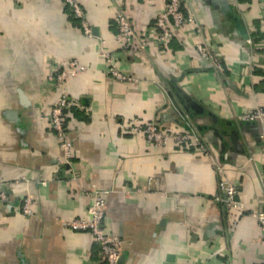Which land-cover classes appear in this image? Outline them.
I'll return each instance as SVG.
<instances>
[{"label":"crops","instance_id":"crops-1","mask_svg":"<svg viewBox=\"0 0 264 264\" xmlns=\"http://www.w3.org/2000/svg\"><path fill=\"white\" fill-rule=\"evenodd\" d=\"M75 1L91 36L64 0H0V188L8 198L0 264H102L90 232L64 224L89 219L95 190L106 192L105 232L123 240L118 264H264V236L250 216L264 211V121L240 119L264 110L260 0H184L221 71L200 60L192 25L157 45L154 23L168 0ZM119 11L145 52L114 42ZM102 46L127 80L109 75ZM72 60L85 69L64 81L79 101L64 120L66 163L49 122L60 89L48 78ZM153 121L190 127L213 158L172 141L156 147L121 127ZM222 177L236 186L237 207L214 201ZM25 197L33 216L18 211Z\"/></svg>","mask_w":264,"mask_h":264},{"label":"built area","instance_id":"built-area-1","mask_svg":"<svg viewBox=\"0 0 264 264\" xmlns=\"http://www.w3.org/2000/svg\"><path fill=\"white\" fill-rule=\"evenodd\" d=\"M65 4L69 6L73 17L80 21L82 30L85 35L91 36V29L85 19V14L82 8L75 0H64ZM184 0H168L163 11L156 17L154 23L155 33L157 35V45H165L173 39L176 30H180L187 25H192L194 31L200 36L195 44V48L199 54L200 60L206 64L207 67L214 70L221 71L222 66L220 60L214 49L209 46L204 38L203 25L198 22L194 12H186L183 9ZM260 12L263 16L264 26V0H260ZM115 24L117 33L114 36V42L121 48L126 50L135 49L139 52H145L147 42L142 36L136 33L133 29L129 17L122 11L115 15ZM104 44V41H102ZM100 57L105 60L108 66L109 75L115 80H127L128 78L120 72L116 60L111 56L110 52L102 46L100 50ZM85 67L78 61L72 60L66 63L63 67L56 69L48 79L54 82L56 87L60 89L59 95L53 100L49 111L50 127L54 131L57 145L64 153V161L68 163V158L71 156V140L68 137L64 120L67 113L72 108L79 107V101L73 96H70L64 90V81L69 75H75L79 71L84 70ZM240 119L250 122L256 121L263 123L264 110L260 107H255L251 111L241 115ZM123 130L143 134L148 141L156 147H163L168 142L172 141L176 145H184L186 148H197L204 155L213 158L212 155L202 144V140L189 128L181 132L164 130L157 122H150L146 125H122ZM262 136L264 138V126L262 127ZM214 168L216 171H222V165L214 161ZM218 194L214 197V201L218 203H225L230 207H237L235 200L237 188L226 177H222L218 183ZM139 188H135L133 192H139ZM91 197V205L89 212V219L78 218L67 221L64 224L74 230H87L90 232L92 238L100 247L102 264H118L121 257V247L123 240L116 233L107 234L104 230L103 221L105 216V191H92L87 194ZM7 195L0 188V202L7 201ZM32 201L29 197L22 199L18 211L24 216H33L31 208ZM260 227L264 236V211H254L250 213Z\"/></svg>","mask_w":264,"mask_h":264},{"label":"water","instance_id":"water-1","mask_svg":"<svg viewBox=\"0 0 264 264\" xmlns=\"http://www.w3.org/2000/svg\"><path fill=\"white\" fill-rule=\"evenodd\" d=\"M229 7L227 8V11H229ZM234 21H235V24H236V27L239 28L240 30H242V26H241V23L240 21L237 19V18H234ZM189 101V105H191V107L194 109V111L198 114V113H203V109L195 102L193 101ZM183 105V104H182Z\"/></svg>","mask_w":264,"mask_h":264},{"label":"trees","instance_id":"trees-1","mask_svg":"<svg viewBox=\"0 0 264 264\" xmlns=\"http://www.w3.org/2000/svg\"><path fill=\"white\" fill-rule=\"evenodd\" d=\"M177 96H178L179 98H180V97L182 98V96H181V94H180V93H177Z\"/></svg>","mask_w":264,"mask_h":264}]
</instances>
